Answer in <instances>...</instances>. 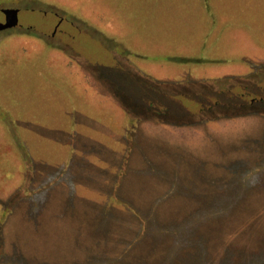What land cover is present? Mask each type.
<instances>
[{"label":"rangeland","instance_id":"1","mask_svg":"<svg viewBox=\"0 0 264 264\" xmlns=\"http://www.w3.org/2000/svg\"><path fill=\"white\" fill-rule=\"evenodd\" d=\"M3 8L0 264H264V0Z\"/></svg>","mask_w":264,"mask_h":264},{"label":"water","instance_id":"2","mask_svg":"<svg viewBox=\"0 0 264 264\" xmlns=\"http://www.w3.org/2000/svg\"><path fill=\"white\" fill-rule=\"evenodd\" d=\"M19 8L0 9V31L19 25Z\"/></svg>","mask_w":264,"mask_h":264},{"label":"crops","instance_id":"3","mask_svg":"<svg viewBox=\"0 0 264 264\" xmlns=\"http://www.w3.org/2000/svg\"><path fill=\"white\" fill-rule=\"evenodd\" d=\"M116 105H117L116 107L119 108V104H116ZM90 109H91V108H90ZM73 110L77 112V109H76V108H74ZM91 110H92V109H91ZM121 111H122L121 116H122L123 121H124L125 115H124V113H123V108H122V106H121ZM101 112H102V110H101ZM107 117H108V116H107V114H106V119H107ZM106 133H107V132H105V135H106Z\"/></svg>","mask_w":264,"mask_h":264}]
</instances>
